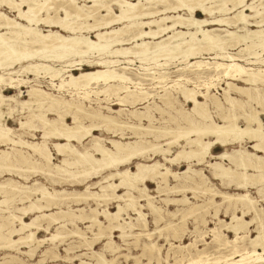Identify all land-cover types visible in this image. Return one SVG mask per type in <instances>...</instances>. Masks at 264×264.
I'll return each instance as SVG.
<instances>
[{
	"label": "bare ground",
	"instance_id": "bare-ground-1",
	"mask_svg": "<svg viewBox=\"0 0 264 264\" xmlns=\"http://www.w3.org/2000/svg\"><path fill=\"white\" fill-rule=\"evenodd\" d=\"M262 2L264 0H0V86H4L0 89V145H8L0 148V175L3 172L14 174L21 168L16 165H27L28 171L36 175L66 178L75 183L101 176L94 184L86 185L82 192L50 191L38 180L21 186L12 177L0 181L3 197L0 205L10 203L16 195L17 201L29 204L13 207V210L8 205L0 207V246L21 248L20 245H25L32 253L37 245L46 241L36 236L42 228L40 218L47 219L46 230L54 222L59 228H65V218L90 222L88 229L97 228L93 232L94 240L107 236L109 247L114 231L124 237L127 231L135 229L138 230L134 233L136 237L150 238L153 231L146 228L143 207L154 216L155 224L163 217L161 208L154 205L153 197L148 194L145 182L149 180L155 181L157 188L163 184L160 191L177 194L191 190L196 197L195 191L199 189L205 197L203 204L192 203L184 209L180 225L179 222L164 225L176 236V225L182 232L186 231L185 216H193L205 224L204 215L210 207L214 209V217L223 202L241 210V214L230 215V223L223 224L233 231V238L226 237L220 227L208 228L203 234L199 233L204 248L199 249L198 239L193 238L178 246L186 256H175L173 262L167 264H264V210L255 206L247 191L251 186L264 191ZM3 7L13 13V17L7 15ZM247 10L250 13H246ZM196 12L204 17H196ZM42 27L47 29L42 30ZM89 33H93L94 39ZM232 49L238 50L232 52ZM174 60L180 66L171 75L172 72L161 66H168ZM243 61L260 66H246ZM136 62L139 64L132 66ZM24 74L36 77L34 81L47 79L50 88L58 93L31 84ZM237 81L244 84L239 85ZM5 88L16 92L6 95ZM156 88L159 90L151 91ZM212 89H220L222 97H217ZM92 101H96L97 106H92ZM109 101H114L113 105L119 108L101 104ZM188 103L191 106L185 108ZM137 105L140 107L134 108ZM128 106L132 109H127ZM211 108L216 111L218 122L211 115ZM14 111L25 114L15 129L5 122ZM153 112L168 113V123L156 125ZM170 112H174L173 115ZM67 118L71 119L70 123ZM238 118L242 119V126L237 123ZM25 127L40 132V139L33 140L35 133H30L31 141L24 139L25 134L22 138L14 133ZM122 129H127L129 135ZM95 131L110 132L119 139H106ZM244 139L252 143L253 151L242 147L228 151L229 145ZM215 145L221 146L223 151L213 155L211 149ZM172 147H176L175 151ZM52 150L61 157L59 163L53 162ZM158 155L162 161L155 160ZM206 158L214 159L206 164L214 179H228L241 192L226 193L216 189L201 168L190 165L192 161L201 164ZM137 159L143 161L138 160L135 169L130 170L126 165ZM146 159L149 162H145ZM226 159L233 168L222 164ZM184 160L188 163L185 169L179 172L171 169L170 165ZM169 177L180 179L182 186H169ZM93 186H97L98 191H90ZM119 189H124V193L119 194ZM136 191L138 197L133 195ZM73 196H83L85 200L89 197L96 207L90 209L89 214L79 215H74L72 210L41 211ZM140 198L145 204L139 202ZM110 200L116 202L114 211L107 207ZM165 201L166 204L169 201L190 203L184 194L180 199ZM35 211L39 213L34 215ZM248 213L253 214L250 220L245 218ZM29 215L30 219L25 220ZM100 216L104 222L98 218ZM15 222L18 225H14ZM251 223L256 224L254 237L247 236ZM70 233L82 235L77 227ZM206 233L211 236L209 242L205 241ZM59 234H52L50 239ZM12 235L18 237L14 239ZM246 237L248 248L243 245ZM33 244L36 245L33 247ZM142 249L148 255L144 264H149L152 258L159 264L160 248L155 242L145 244ZM92 254L95 264H112L102 253ZM13 261L23 264L18 259Z\"/></svg>",
	"mask_w": 264,
	"mask_h": 264
},
{
	"label": "rangeland",
	"instance_id": "rangeland-1",
	"mask_svg": "<svg viewBox=\"0 0 264 264\" xmlns=\"http://www.w3.org/2000/svg\"><path fill=\"white\" fill-rule=\"evenodd\" d=\"M251 0H248V2H250ZM259 1L255 2L256 4H258ZM264 5V2H262ZM2 10L7 13V15H9L10 17H13V13H10L7 11V9L5 7L2 8ZM116 10V9H115ZM246 13H250V11H246ZM196 17L198 18H202L204 17L202 14L196 12ZM229 30H235L233 27H228ZM249 29H255V27H248ZM47 28L42 27V30H46ZM55 30V28H54ZM222 33V32H221ZM240 33H243L242 31ZM91 38L94 39L93 33H89L88 34ZM239 49V48H238ZM238 49H232L230 51H237ZM202 56L207 57V54H203ZM37 59H34L33 61H36ZM32 61V60H31ZM242 64H245L246 66H250V67H257L260 66L259 64H257L256 66H252V65H248L246 61L241 62ZM55 65L58 64L57 62L54 63ZM139 63L136 62L134 65V67H136ZM177 66H180V64L177 61H172L171 63H169L168 66H161L164 67L165 71L168 72H172L170 73L171 75L175 74L173 72V70L176 69ZM16 67H18V65H16ZM84 69H89L88 67H84ZM1 72V70H0ZM74 73L76 71H73ZM26 75V74H24ZM13 76V75H11ZM15 77V76H14ZM28 78L30 80L31 84H38L41 86V88L45 89V90H49L53 93H58L57 91H53L48 82L47 79H42V78H38L36 81H34V77L33 75H26L24 76V78ZM236 83H238L239 85H243L244 83L237 81ZM188 86H191L190 84H188ZM222 86H224V84H222ZM4 86H0V89H3ZM23 90L26 89V87H21ZM159 90V88L156 89H151V91H157ZM261 90H264V87L261 88ZM16 92L15 89H8L5 88L3 90V93L6 95H10V94H14ZM212 92L215 93V95L217 97H222V93L220 89H212ZM64 94V93H62ZM159 94V93H158ZM161 94V93H160ZM233 96H238V94L233 93ZM180 97V96H179ZM22 98H27L26 96H22ZM65 98H68V96L65 95ZM181 99V98H179ZM241 99H244L243 97H241ZM158 102V99H155ZM96 101H92V106H97V103H95ZM114 101H109V102H101L102 105H108L112 108L118 109V106H114L113 105ZM85 104H88V102H84ZM12 105H14V103H12ZM185 108L190 107L191 105L188 103L185 105ZM4 108H6V106H3ZM140 105H137L134 108H139ZM127 109L131 110V107H126ZM245 108H248V106L246 105ZM5 111H7V109H4ZM102 111L104 113L107 112L106 109H102ZM242 111V110H240ZM238 111V112H240ZM213 112V113H212ZM216 111L214 109H210V113L213 116L214 120L216 122L219 121V118L217 117ZM174 112H170V114L173 115ZM215 113V114H214ZM164 114V115H163ZM163 114H159L156 112H153V115L155 116V118L157 119L154 123L156 125H163V124H167L168 122L166 120H168L169 118V114L168 113H163ZM24 115L23 113L19 114V112L14 111L11 114L10 118H6V124L12 128H18L19 126L18 124V120L19 119H24ZM48 116L50 118L53 117V115L48 114ZM160 117V118H159ZM261 119L264 122V114L261 115ZM159 121V122H158ZM163 121V122H162ZM67 122L70 123L71 119L67 118ZM162 122V123H161ZM166 122V123H165ZM237 123L239 125H243V121L241 118H238ZM146 124V122H145ZM25 129V130H24ZM28 129V130H27ZM123 132L127 133V135H129V131H127V129H122ZM26 131V132H25ZM28 131V132H27ZM16 134H20L22 138H25L26 140L31 141L32 137L30 136V133H35V139L33 140H39L40 139V135L41 133L38 131H33L32 127H25L21 129H17L15 130ZM97 135H100L106 139L108 138H113V139H119L118 135L117 136H111L112 134L109 132L105 133V132H99V131H95L94 132ZM25 134V135H24ZM24 135V136H23ZM14 137H17L16 135H14ZM85 143V141L83 142ZM163 143V142H162ZM251 143H249L248 140L244 141L242 140L241 142H237L234 143L231 146H228L229 150L232 151L233 149H239V148H243L245 147L246 150L248 151H253L252 148L249 147ZM77 146V148L82 149V146L79 144H75ZM107 146H109L108 143H106ZM8 146V145H7ZM7 146H1V147H7ZM176 147H172V150L175 151ZM222 147H217L216 149L213 150V153H218L220 151H222ZM148 154H151L150 152ZM61 159V157H58L57 155H55L53 157V162L54 163H59V160ZM155 160H159L162 161V158L160 157V155L155 157ZM138 160H133L132 162H130L129 164H127L126 166L130 169V170H134L135 169V164ZM141 161H143L141 159ZM145 161V160H144ZM145 162H149L148 159H146ZM225 164H227L228 162L225 160L224 161ZM17 168L20 170H17L16 172H14L13 175L7 173V172H3L2 175H0V181L4 180L5 178L8 177H12L14 179H16L18 181L17 184H19L21 186V184H30L33 180L37 179L40 182H42L50 191H52L51 189H57V190H61L64 189L66 191L68 190H76L79 192L84 191L85 188V184L83 185H77V186H68V185H64V186H58V184L53 183L51 180L55 179L56 177H51V176H47V175H43V174H39L36 175L31 171H28V169L26 168L27 165H16ZM24 167V168H23ZM204 172L207 174V176L209 175L206 167H204L203 165H199V166H193V168L195 169H199L202 168ZM122 168V167H121ZM186 168V164L181 162L179 165H171V169L175 172H179L182 171L183 169ZM22 170V171H21ZM25 170V171H24ZM105 174V171L102 172V175ZM43 175V176H42ZM24 177H28V180H25ZM101 176L97 177V178H93L92 180H90V182H94L97 181L98 179H100ZM89 182V183H90ZM168 185L169 186H182V181L180 179H178V181L172 177L168 178ZM212 182L214 184H216L219 188H221V190L223 191H227L229 193H237V192H241V190H234V186L233 185H229V187L227 188H223L221 186L218 185V181L212 180ZM159 184V183H158ZM146 186H147V191L148 194L150 196H152V200L154 205L159 206L161 208V215L163 217L162 220L158 221L159 223L155 224L151 213L149 212V210L147 209L146 206L143 207V212L146 213V228L150 231H153L152 235H151V239L147 238L145 235H141L139 237H136L134 235V233L138 232V230L133 229L132 231H127V235L124 237H120L119 232H112L110 240H111V247H109L108 244H106L107 240V236L102 237L100 240L95 241L94 240V236H93V232H96L97 228L96 226H93L91 229H88L86 226L90 224V222H84V221H80L78 218L76 219L75 217H72L70 220V218H65L64 220L60 219L61 222L64 221L65 223V228L64 227H60L59 228V224L54 222L52 224H50V226L48 227L49 229L45 230H38L36 236L39 239H45L46 241H42L39 245H37V247L34 249V251L30 254L28 253L29 248L24 247L25 245H20V247H2L0 246V264H16L13 259H18L20 260V262H22L23 264H86V263H90V264H95L96 260H95V255H93L92 253L94 252H99L103 254V257L105 260L110 261L112 260V264H119V262H123V264H144L148 261L147 258V253L142 249L144 248L145 244H148L149 242H155L156 245L159 246L160 251H159V264H167V263H172L173 259L175 256H186L185 252H180V249L178 248V246H182L184 244H187L188 242L192 241L193 238L198 239L197 240V246L199 249H202L205 247V244L203 242V240L200 239V235L203 234V232H205L206 230H208V228H212V227H220L219 230L229 239L233 238L234 234L233 231L227 230L226 227L223 226V224L225 223H230V215L234 212L235 214H241V210L237 209L234 206H227L226 203H221L219 205V209L220 211H218L216 217L213 216L214 214V209L213 208H209V212L208 214L204 215V219L206 220L205 224H203L202 222L199 221V219L193 218V216H185L183 220L184 223V228L186 229L185 232H182L180 230V223L181 218L184 213V209L188 206L191 205L192 203H196V204H203V200H205V197L203 196V194L200 192L199 189H197L195 191V193L197 192V196L195 197L193 194L190 192H185V193H173L171 191H160L161 187L164 186L163 184H160V187L157 188V184L151 181H146ZM142 187V186H140ZM165 189V188H164ZM90 191H98V187L97 186H93ZM248 191L251 195V197L254 199L255 201V206L257 208H261L264 210V192L262 194H259L256 192L255 189L253 188H248ZM124 192L123 189H120L119 193ZM160 192V193H159ZM168 194H167V193ZM192 192V191H191ZM85 194V193H84ZM186 195L189 198V202L187 204H182V203H175V202H171L169 201L167 204L165 203V199H175V198H182V196ZM133 195L138 197L139 193L133 192ZM1 196V195H0ZM85 196V195H84ZM194 196V197H192ZM18 195H16L14 198V200L8 201L10 203H5L0 205V207H5V206H9L11 207V209L13 207H17V206H26L28 204L27 201L24 202H20L17 201ZM81 197H69L68 198V202H64L62 204H60L59 206H52V210H50V212H54V211H58L59 209H57L56 207H62L61 210L67 211V210H72L74 215H79V214H89L90 209H93L96 207L95 203L88 197V199H84ZM3 197H0V200ZM17 198V199H16ZM76 198V199H74ZM195 198V199H194ZM84 199V200H83ZM141 200L139 201L141 204H145V201L142 200V198H140ZM164 199V200H163ZM32 200H34V197H32ZM75 200V201H74ZM80 201V202H79ZM217 202H220L219 198H216ZM11 204V205H10ZM68 204V205H67ZM116 202H114L113 200H110L107 207L110 211H114L116 210ZM95 206V207H94ZM221 206V207H220ZM226 206L228 208H226ZM234 207V208H232ZM79 208L82 209V211H79ZM98 209H101L102 207H97ZM228 210H226V209ZM78 209V210H77ZM85 209V210H84ZM224 209L227 211L224 212ZM236 209V210H235ZM13 210V209H12ZM49 210V209H48ZM235 210V211H234ZM85 211V212H84ZM181 211V212H180ZM49 212V211H48ZM82 212V213H81ZM88 212V213H87ZM130 213L131 217H134L133 214H131V211H128ZM179 212V213H178ZM170 214H174L173 216ZM36 215V214H35ZM2 216V215H1ZM176 216V217H175ZM31 217V215H29L28 217L25 218V220H29ZM124 217H126V215H124ZM187 217V218H186ZM253 217L252 213H248L246 214L245 218L247 220H250ZM102 222H104L103 217H98ZM69 219V220H67ZM195 219V220H193ZM219 219L221 221L218 222ZM42 220V221H41ZM74 220V221H73ZM129 219H126V221H128ZM1 221V220H0ZM40 223L42 225H46V221L47 219H43L40 218L39 219ZM131 222H134L133 220ZM179 222V225H176V229L177 232L179 234L180 231V235L174 234L172 229L167 227L164 228V225H166L167 223H177ZM224 222V223H223ZM202 223V224H201ZM14 225H18L17 222L14 223ZM198 225V226H197ZM76 227L81 231V236L80 235H71L70 231H73L76 229ZM160 228H162L160 230ZM171 229V230H169ZM196 229V230H194ZM90 230V231H89ZM200 230V231H199ZM198 231V233H197ZM92 232V233H91ZM107 232V231H106ZM192 234H191V233ZM202 234H199V233ZM59 234L56 238H54L53 240L50 239L52 234ZM160 233V234H159ZM184 233V234H182ZM106 234V233H105ZM249 234V235H248ZM257 234V229H256V224L255 223H251L250 225H248V232H247V236H252L254 237V235ZM195 235V236H194ZM14 239H16L18 237V235H12ZM61 236V237H60ZM64 236V237H62ZM176 236V237H175ZM58 238V239H57ZM62 238V239H61ZM150 239V240H148ZM200 239V240H199ZM51 240V241H50ZM88 240V242H87ZM94 242H93V241ZM209 240H211V236L209 235V233L205 234V241L209 242ZM92 241V242H91ZM134 241V242H133ZM92 243V245L89 247L88 245ZM36 244H33V247ZM138 245V246H137ZM143 245V247H142ZM243 245H245V247H250L248 242H247V237L244 238V242ZM114 246V247H113ZM2 247V248H1ZM172 247V248H171ZM18 248V249H17ZM178 248V249H177ZM16 249V250H15ZM227 248L225 251L228 252ZM167 250V251H166ZM211 250V249H208ZM259 251H261V249H258ZM27 251V252H26ZM116 253V254H115ZM194 252L192 251V254ZM144 254V255H143ZM181 254V255H180ZM15 256V257H12ZM57 256L54 257L53 256ZM125 256V257H124ZM130 256V257H129ZM137 260H136V257ZM10 257V258H9ZM51 257V258H50ZM117 257V258H115ZM165 257V258H164ZM165 259V260H164ZM152 261H150L149 264H156L155 259H151ZM86 263H84V262ZM135 261V263H134ZM14 262V263H13ZM83 262V263H81Z\"/></svg>",
	"mask_w": 264,
	"mask_h": 264
},
{
	"label": "crops",
	"instance_id": "crops-1",
	"mask_svg": "<svg viewBox=\"0 0 264 264\" xmlns=\"http://www.w3.org/2000/svg\"><path fill=\"white\" fill-rule=\"evenodd\" d=\"M250 143V142H249ZM252 144V143H251ZM250 144V145H251ZM250 145H249V147H250ZM1 146H4V145H0V148H6V147H1ZM219 145H215L214 147H212V149H211V154H213V155H216V154H218V153H221L222 151H220V152H218V153H213V150L214 149H216L217 147H218ZM229 146H231V145H229ZM219 147H221V146H219ZM244 149H245V147H243ZM223 149V148H222ZM228 151H230L229 150V148H228ZM52 153L54 154V156H55V153H54V151L52 150ZM263 156H264V154H263ZM137 160H140L141 161V159H137ZM208 161H214V159H211V158H206V161L205 162H203V163H201V164H196V162L195 161H192L191 163H190V165L193 167V166H199V165H203L204 167H206V169H207V171H208V173H209V175L207 176V174L204 172V170H203V167L201 168L202 169V171H203V173L208 177V179L210 180V182H211V184L216 188V189H218V190H220V191H222V192H226V193H229V192H227V191H223V190H221V188H219L216 184H214L213 182H212V180H215V181H218V185L219 186H221V187H223V188H227V187H229V181L230 180H226V179H224L223 181H221V180H217V179H214L213 177H212V175H211V173H210V171H209V169H208V167L206 166V164H207V162ZM224 161L225 160H223L222 161V164L224 165V166H226V167H231V168H233L234 166H232L229 162H228V160L226 159V161L228 162L227 164H225L224 163ZM183 163H185L186 164V166H187V162L184 160V161H182ZM180 164V163H179ZM179 164H177V165H179ZM170 167H171V165H170ZM263 173H264V170H263ZM11 175H13V174H11ZM54 177V176H53ZM64 178V177H63ZM16 180V179H15ZM35 180H37V179H35ZM62 179H58V178H55V179H52L51 181L53 182V183H56V184H58V186H64V185H68V186H77V185H83V184H85V186L86 185H92V184H94L96 181H94V182H90V180H92V179H90V180H86V181H83V182H81V183H75V182H70L69 181V179H63L62 181H61ZM66 180V181H65ZM99 180V179H98ZM97 180V181H98ZM39 181V180H38ZM60 181V182H59ZM149 181V180H148ZM90 182V183H89ZM151 182H154V183H156L155 181H151ZM222 182V183H221ZM231 182V181H230ZM42 183V182H41ZM221 183V184H220ZM157 184V183H156ZM145 185H146V182H145ZM230 185H233L234 186V184H233V182H231L230 183ZM147 187V186H146ZM249 188H253V189H255L256 190V192L257 193H259V194H262L264 191H258V189H257V187H249ZM64 189H62V191H63ZM72 190H74V189H72ZM124 190V189H123ZM234 190H236L235 189V187H234ZM68 191H71V190H68ZM119 191H120V189L118 190V193H119ZM125 191V190H124ZM248 191V190H247ZM186 192H190V194H191V190H188V191H186ZM249 192V191H248ZM122 193H124V192H122ZM122 193H119V194H122ZM193 193V192H192ZM250 194V193H249ZM187 198H188V196H187ZM65 202V201H64ZM64 202H62V203H64ZM66 202H68V201H66ZM62 203H60V204H62ZM59 204V205H60ZM27 205H29V204H27ZM26 205V206H27ZM59 205H54V204H52L50 207H49V210H47V209H42L41 211L42 212H50V210H52V206H59ZM68 205V204H67ZM17 207H22V206H17ZM57 209H61L62 207H56ZM237 209H239V208H237ZM39 212H37V211H35V212H33V214L35 215V214H38ZM32 214V213H31ZM152 218H153V220H154V216H152ZM45 226L46 225H42L41 224V229L40 230H43V229H45ZM46 230V229H45ZM27 252V251H26ZM28 253H30L29 251H28ZM31 254V253H30ZM56 256V255H55ZM57 257V256H56ZM54 258V257H53Z\"/></svg>",
	"mask_w": 264,
	"mask_h": 264
},
{
	"label": "snow or ice",
	"instance_id": "snow-or-ice-1",
	"mask_svg": "<svg viewBox=\"0 0 264 264\" xmlns=\"http://www.w3.org/2000/svg\"><path fill=\"white\" fill-rule=\"evenodd\" d=\"M9 6H11V5H9ZM119 264H123V262L121 261V262H119Z\"/></svg>",
	"mask_w": 264,
	"mask_h": 264
}]
</instances>
